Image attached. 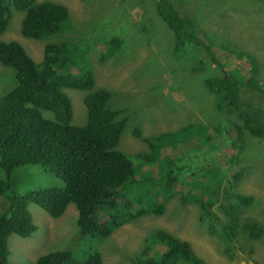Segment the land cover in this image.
Here are the masks:
<instances>
[{"label":"trees","instance_id":"1","mask_svg":"<svg viewBox=\"0 0 264 264\" xmlns=\"http://www.w3.org/2000/svg\"><path fill=\"white\" fill-rule=\"evenodd\" d=\"M152 1L155 16L172 34L173 52L178 54L185 47H196L200 49V64L206 65L204 56L214 65L215 74L206 77L204 85L215 95V109L235 119L221 128L233 139L234 158L238 160L241 155L242 172H247L245 165L255 172L260 160L252 158L251 153L245 155L247 146L244 143L249 140L246 141L245 135L264 140V84H260L257 77L259 59L247 51L229 47L233 42L230 39L223 43V34L216 32L209 36L204 31V38L198 35L199 22L188 14V18L183 17L185 13L177 8L178 0ZM13 9L24 12L21 21L24 38L41 40L67 32L72 26L68 9L62 4L48 0H0V35L7 30ZM141 30L146 31L142 25ZM119 45L120 41L112 38L101 58L112 56ZM74 46L75 43L70 42L47 43L41 61L35 62L19 42L0 41V65L11 69L15 79L12 89L0 94V196L5 201L0 210V264H8L10 235L27 238L35 231L29 210L31 204L51 218L61 217L68 205L73 204L77 210L78 235L100 234L101 238H107L113 229L141 215L162 214L165 204L158 201V196L163 193L162 199H167L173 195L172 185L178 179L171 169L176 152L195 148L193 143H202L204 138L211 137L207 128H194V124L148 137L135 129L134 136L147 144L150 152L134 155L121 152L117 147L127 119L121 117L122 110L108 105L110 93L95 87L92 72L76 63L72 53ZM215 46L250 65L246 80L235 73L236 70L224 71L213 52ZM234 46L238 45L234 43ZM243 84L262 99L258 103L244 101ZM65 89L87 93L83 99L87 120L82 126L72 124V105ZM214 129L219 131V125ZM189 133L192 139L186 141ZM153 166L157 170L151 175L149 168ZM216 166L203 168L200 176L210 177L221 172ZM241 175L233 176L231 188ZM132 183H136L143 194L151 188L154 203L146 204L142 195L125 194L129 193L128 186ZM203 187V193L195 202L200 204L211 224L219 223L217 230L211 232L226 239L236 236L241 226L235 211L251 206L254 197L232 191L227 198L232 203L223 208L226 218L221 223L216 212L211 210L216 190L209 193L205 191L207 187ZM203 194L208 196L202 198ZM243 229L250 241L264 237V225L255 221L245 222ZM152 244L161 245L164 251L140 257L138 263L204 264L188 242L164 231L149 234L144 241L142 257L149 253ZM34 264H102V260L97 251L85 253L79 259L70 250H56L39 256Z\"/></svg>","mask_w":264,"mask_h":264},{"label":"rangeland","instance_id":"2","mask_svg":"<svg viewBox=\"0 0 264 264\" xmlns=\"http://www.w3.org/2000/svg\"><path fill=\"white\" fill-rule=\"evenodd\" d=\"M48 1L68 9L72 24L69 31L41 40L24 38L21 35L24 12L13 9L9 26L0 35V41L19 42L35 62L41 61L47 43H75L72 53L76 63L92 72L95 87L110 93L108 105L122 110L121 117L127 119L118 150L127 155L150 152L148 145L134 136L135 129L148 137L194 124V128H207L211 137L204 138L202 143H193L197 148L176 152V161L171 169L178 179L172 185L173 195L167 199H162L163 193L158 196V201L165 204L162 214L141 215L113 229L107 238H101L100 234L78 235L77 210L73 204L68 205L59 218H51L31 204L29 210L36 229L27 238L10 235L8 264H34L39 256L56 250H70L79 259L85 253L97 251L102 264H142L138 263L140 257L147 258L154 251H164L161 245L152 244L149 253L141 256L145 239L158 230L188 242L204 264H264V237L250 241L243 229L247 221L264 225V140L250 139L245 135L246 141L249 139L244 143L247 146L245 155L251 153V157L260 163L255 172L245 165L247 172L244 174L240 168L244 165L241 164V155L238 160L234 158L233 139L221 128L235 122V119L215 109V95L204 85L205 78L215 74L214 65L204 56L203 61L207 63L200 64V49L196 47H185L178 54L173 52L172 34L155 16L152 0ZM176 4L180 12L185 13L183 17L190 15L199 22L197 33L201 37L204 38V31L209 36L217 32L225 35L223 43L227 39L233 41L229 47L254 54L259 59L257 77L259 83L264 84V0H178ZM148 18L152 19L148 21ZM112 38H117L120 45L112 56L104 60L100 55L105 53L106 44ZM234 43L238 46L235 47ZM213 52L224 71L236 70L235 73L247 79L250 65L245 60L237 59L218 46L213 48ZM14 85L13 71L0 65V94H5ZM242 86L244 101L258 103L262 99L245 84ZM64 92L72 105V124L84 125L87 111L83 99L87 93L74 89H65ZM216 125H219V131H215ZM190 133L186 141L192 139ZM206 165H217L221 172L201 177V170ZM149 169L152 172L149 173L154 175L157 167ZM236 173L242 175L231 188ZM220 180L222 182L219 183ZM195 181L197 185H194ZM136 185L130 184V191L125 194L142 195L146 204H153L151 188L149 192L144 190L143 194ZM203 186L209 193L216 190L211 210L216 212L221 223L226 218L223 208L232 203L227 199L232 191L254 197L251 206L235 211L241 226L236 236L226 239L211 232L212 229L217 230L219 223L211 224L200 204L195 202L203 193ZM204 196L208 194H203L202 198ZM4 205L5 201L0 196V210ZM226 224L229 226V222ZM226 224L224 226L228 229Z\"/></svg>","mask_w":264,"mask_h":264}]
</instances>
